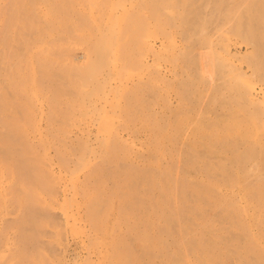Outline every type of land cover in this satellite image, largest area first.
<instances>
[{
  "label": "rangeland",
  "instance_id": "374dc122",
  "mask_svg": "<svg viewBox=\"0 0 264 264\" xmlns=\"http://www.w3.org/2000/svg\"><path fill=\"white\" fill-rule=\"evenodd\" d=\"M236 1L131 0V6L142 8L132 10L141 12L136 17L143 18L146 44L151 45V33L159 30L161 20L165 24L161 28L174 41L171 53L163 50L166 54H162V49L156 53L158 44L155 54L146 53L142 43L139 49L126 38L118 42L122 49L130 46L123 56L121 50L116 52L115 39L104 50L96 46L103 42L97 40L95 26H88L87 39L74 35L67 25L52 27L46 36L47 63L34 48L38 32L22 33L15 20L7 23L0 16L5 20L0 19V264H98L99 245L93 250L83 247L99 243L102 236L85 219L81 189L69 196L68 203L75 205L82 220L76 229L64 223L61 188L52 176L57 169L65 175L74 170L79 187L88 178L90 194L98 197L97 216L106 219L109 228L121 220L115 234L124 240L136 264L145 262L138 237H149L153 231L164 237L165 246L178 239L176 223L165 230L162 220L155 221L152 215L155 204L164 201L159 187L165 183L175 202L183 206L179 224L186 225L185 241L199 240L203 248L213 249L215 261L224 264H256V253L241 226L255 235L262 232L264 243V98L258 96L256 105H250L243 96L247 84L255 91L264 90V48L254 57L245 43L252 37L256 40L254 35L261 29L236 36L231 63L205 44ZM150 4L157 6L158 17L150 15ZM68 13L78 24L77 16H70L72 10ZM15 31L18 37L12 40ZM69 37L72 66L68 55L57 57L51 51L53 44H67ZM15 69L24 92H15L12 86ZM66 73L84 87L95 85L100 73L99 78L109 76L105 79L120 74L117 80L129 92L116 94L101 127L118 132L129 143L128 150L117 148L107 160L104 145L94 142L90 145L94 152L85 157L80 130L90 109L82 110L84 116L78 111L81 97L69 85ZM13 120L20 134L10 131ZM90 131L94 133L93 126ZM129 177L137 196L133 211L121 199L130 189ZM240 197L247 200L251 217L235 215L236 208L241 211L244 206Z\"/></svg>",
  "mask_w": 264,
  "mask_h": 264
},
{
  "label": "bare ground",
  "instance_id": "6f19581e",
  "mask_svg": "<svg viewBox=\"0 0 264 264\" xmlns=\"http://www.w3.org/2000/svg\"><path fill=\"white\" fill-rule=\"evenodd\" d=\"M131 1V0H130ZM129 0H0L1 5V11L0 16L4 19V17L7 18L6 22L15 20L17 26L20 28V30L27 31L28 34L34 33L36 31L37 35V42L38 44L35 45V49H37V52L39 55H41L44 62H48V58H46L48 54V48L46 47L45 38L50 34V31L52 27L56 29L58 26L60 29L65 28L67 25H69L72 28V32L74 35L81 34L84 38L90 37V29H88L89 25H93L97 28L95 36H97V40H101L103 43L96 46H101L100 49L104 50L105 45L111 41L112 39L116 40L117 44V50H121V54L125 56L129 52V47L121 48L122 45L118 42H120L123 39L130 38L131 42L130 45L141 49H144L146 53L152 52L155 54V46L158 44V47L156 48V53H158L159 50L162 49L166 52L171 51L170 48H173L174 41L171 38V35L161 27H165V24L163 21L158 20V28L159 30L157 32L151 33V45L146 44L145 35L143 36L144 30L141 29V25H143L144 21L143 18H140L141 15L139 11L136 12V10H132L136 6H131V2ZM130 2V3H129ZM129 3V6H128ZM150 6V8H149ZM148 6V11H150V15L152 17H155L157 15V6L150 4ZM129 7V8H128ZM142 10V8H139ZM72 10V15H75V18L77 16L78 24H74L72 19L69 17L68 11ZM138 10V9H137ZM133 11V12H131ZM140 15V17H136ZM1 19V23H3L5 20ZM5 18V19H6ZM138 18V19H137ZM35 19H40L42 21V25L40 26L39 23L36 22ZM9 21V22H10ZM142 23V24H141ZM8 26V25H7ZM261 29V31H258L254 36L256 37V40L248 39L246 43L247 50L252 56L258 55V52L261 51V49L264 48V0H238L233 3L232 8L229 10V15L227 16L225 22L223 25L218 28L215 32V34L212 37H206V43H209L207 45V48H211L214 52L219 54L221 59L226 62H232L231 60L235 58L234 53L236 52V36L239 34H242V31L245 32L247 35H252L254 30ZM8 30V27L6 31ZM64 30H61V32ZM16 36L12 38V40L16 39L18 37V33L15 31ZM92 35V34H91ZM73 36V35H72ZM4 38V37H3ZM145 41H141L142 39ZM148 38V37H147ZM96 39V37H95ZM28 39H26L27 41ZM65 43H59V44H53L51 51L55 52V54H58L57 57H59L61 54L66 57L68 55L67 61L70 62V65H73V60L71 61V55L73 54V47H71V44L73 43L72 37L66 38ZM72 40V41H71ZM150 40V39H149ZM225 40V41H224ZM231 41L228 43V41ZM208 41V42H207ZM148 42V41H147ZM233 42V43H232ZM236 42V43H235ZM142 43V46L140 47ZM33 43H31V46L29 50H33L32 48ZM173 46V47H172ZM97 51L99 50L98 47ZM159 48V49H158ZM148 49V50H147ZM174 49V48H173ZM206 49L210 53L211 49ZM101 50V51H102ZM176 50V49H175ZM150 51V52H148ZM234 51V52H233ZM120 52V51H118ZM126 52V54H125ZM175 52V51H174ZM212 52V53H214ZM171 53V52H170ZM173 53V51H172ZM215 53V55H216ZM89 54V53H88ZM151 54V53H150ZM159 54V53H158ZM156 54V55H158ZM164 54H166L164 52ZM168 54V53H167ZM31 55V53H30ZM154 55V56H156ZM88 56H91L88 55ZM255 57V56H254ZM257 57V56H256ZM87 58V54H86ZM85 58V59H86ZM59 59H57L56 64L60 65L62 60L59 64ZM90 58H88L89 60ZM86 59V63H90ZM91 60V59H90ZM50 62V61H49ZM16 70V69H15ZM14 70V76L11 80L12 86L14 88L15 92H24L25 87H23L24 82L20 78V72ZM230 70H233L232 68ZM231 72V76L234 75ZM64 73V72H63ZM119 73V72H118ZM116 73V74H118ZM65 74V73H64ZM67 74V73H66ZM69 74V73H68ZM67 74V76H69ZM101 74V73H100ZM100 74L97 78L100 77ZM105 73L103 72V75ZM71 75V74H70ZM120 75V74H118ZM117 75V76H118ZM66 78L68 79L69 85L76 90V93L78 96L81 97L79 103H78V111L81 112V115L83 114V111L86 109H90L88 113L84 112L82 116L87 115L84 120V127L82 130H80V135L83 139H81V144L83 149L86 151L85 157L92 154L93 148L90 147L91 143L97 142V146L104 145L106 149V156L108 160V156L112 155L114 153V150L117 148H123L125 151L129 149V143L127 141H122L120 135L116 131L111 130H105L101 127V124L105 123L107 121V107L112 104V101L115 98H118V95L116 94H126L129 92V87H124L126 85L120 83L118 81L117 76L112 79H105L108 78V75H105L103 78L101 76L100 83H97V78L95 80V85L90 84L89 87H84V85H79L76 82H73L72 76H69ZM108 76V77H107ZM237 78V77H236ZM103 79V80H102ZM153 79V78H151ZM156 79V78H154ZM153 79V80H154ZM235 80V79H233ZM118 81V83H116ZM89 83V82H88ZM11 87V85H9ZM83 86V87H81ZM125 89V90H124ZM246 93L244 99L247 101L250 105H256L257 97L260 96L264 98V90L259 89V91H255L253 88V85L247 84ZM121 90L124 92H120ZM128 90V92L126 91ZM132 91V90H131ZM58 91L55 92V96H57ZM83 94V96H81ZM134 94V92H133ZM86 95L89 97L90 100L85 101ZM123 95V96H124ZM116 96V97H115ZM122 96V95H121ZM120 98V97H119ZM122 98V97H121ZM23 108H27L26 104L21 105ZM86 107V108H85ZM83 110V111H82ZM85 110V111H86ZM91 113V114H90ZM93 114V116H92ZM91 115V116H88ZM81 116V117H82ZM88 118V119H87ZM87 119V120H86ZM94 120L96 124H94ZM100 121V122H98ZM13 127H10L11 132H16L20 134V130L17 129V122L16 120H13L12 123ZM91 124V125H90ZM90 125V126H89ZM100 125V126H99ZM94 127V133L90 131L91 127ZM99 143V144H98ZM128 152V151H127ZM127 154H125V157ZM83 158V157H82ZM52 176L55 181V184L60 185L61 192H62V206H64L63 210V220L67 227L75 228L80 223L81 217H77L76 215V209H73L75 205L72 207L70 206L69 196L72 198L73 195L76 192V189H81L83 194V201L86 205V221L88 220L91 228L95 231L101 234L102 239L99 243H91L86 247L89 250H93L97 245L100 247V251L98 253V264H136V260L131 254L130 250L127 248V245L123 242L124 240L120 238V236H117L115 234V228L119 229V223L115 222L112 224V227L109 228L106 225V219L102 220L97 216L95 212V203L98 200V197L94 196L93 193L90 194V191L88 190L86 182L88 181V178L81 182V187H79L78 179L75 177V171L72 170L68 172V175L63 174L62 170L57 169V171H52ZM128 177V176H127ZM132 179L129 177L127 180V186L130 187L129 191H127L128 194H123L121 197L122 202L124 204L125 201L128 204L129 208L133 211L134 207H136L135 201L136 199V193L134 188L132 187ZM149 182L153 183V178L151 177ZM54 184V185H55ZM162 184V183H161ZM160 184V185H161ZM175 185L176 183H172V185ZM151 187H154L153 184L149 183ZM166 185V186H165ZM165 185H161L159 187L160 192L163 194V202L159 205L156 203V209L153 211L154 214L153 217H155V221L162 220L165 230H168L171 225L174 223L177 224L178 227V239L176 238L171 246L164 245V237L160 234H154L152 231L149 234V237H138L136 239V242L141 247V252L145 257L144 264H224L222 261H215L216 258L215 253L213 249L207 250L203 248V246L199 243V240L194 241V243L191 241H185V236L183 235L185 232H187L186 225L179 224V218L180 214L179 212L182 211L183 206L181 204H178L175 202L177 199L173 198V192L168 185V183H165ZM179 188L183 189V184H179ZM165 186V187H163ZM177 186V184H176ZM32 190V189H31ZM36 192V191H35ZM70 198V199H71ZM54 199V198H53ZM240 202H243L244 206L241 211L237 210L235 211V215L245 219L246 217H251L250 212L246 210L248 206L247 200L240 197ZM70 202V201H69ZM232 204V202H231ZM171 206L174 207V210H170ZM77 207V206H76ZM166 210H168V214L166 213ZM75 211V213H74ZM122 211V210H121ZM170 212V214H169ZM232 213V211L230 212ZM122 215V213H121ZM258 217V216H257ZM261 217V215H260ZM122 219H124V216L122 215ZM247 225V224H242ZM153 226V223L150 224V227ZM248 226V225H247ZM174 227V226H173ZM249 227V226H248ZM173 229V228H171ZM242 231L244 232L248 244L253 248V250L256 253V264H264V243L260 242V239L263 236V233L260 232L259 234L255 235L253 234L246 226H241ZM163 239V241H162ZM92 252V251H88ZM96 252V251H95ZM94 252V253H95ZM41 260V259H40ZM157 260V263L154 261ZM87 264V263H85ZM242 264V263H239Z\"/></svg>",
  "mask_w": 264,
  "mask_h": 264
}]
</instances>
